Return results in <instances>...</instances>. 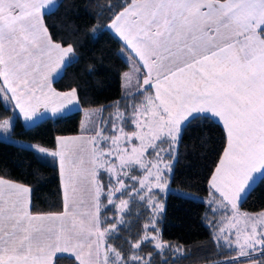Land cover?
Here are the masks:
<instances>
[{
  "label": "snow or ice",
  "instance_id": "obj_1",
  "mask_svg": "<svg viewBox=\"0 0 264 264\" xmlns=\"http://www.w3.org/2000/svg\"><path fill=\"white\" fill-rule=\"evenodd\" d=\"M51 3L0 0V104L13 113L0 114L6 139L21 114L32 124L49 111L56 117L78 108L77 88L51 86L75 55L44 24ZM106 8V27L122 42L121 55L131 56L122 75L126 102L109 106L114 112L101 107L97 119L89 114L84 134L58 137L56 149L29 145L59 159L61 210L34 211L30 187L0 179V264H55L64 253L78 264H152L166 250L183 254L155 234L164 211L157 195L169 191L184 133L202 123L220 124L224 133L209 180L213 216V203L235 210L264 181V0H115ZM117 199L121 218L109 226L101 213ZM136 203L151 212L149 223L134 238L121 237ZM212 227L213 242L237 253L222 264L264 257V213L233 212Z\"/></svg>",
  "mask_w": 264,
  "mask_h": 264
},
{
  "label": "trees",
  "instance_id": "obj_2",
  "mask_svg": "<svg viewBox=\"0 0 264 264\" xmlns=\"http://www.w3.org/2000/svg\"><path fill=\"white\" fill-rule=\"evenodd\" d=\"M115 0H59L56 8L44 16V22L54 42L62 46L72 44L75 55L72 65L53 82L56 90L64 92L78 90V100L83 109L105 107L125 102L122 75L132 66L131 56L121 55L122 42L106 27L112 13L106 6ZM95 29V31H93ZM0 114L5 118L13 115L0 104ZM82 111L44 119L26 127L20 117L15 120L11 136L38 144L49 150L56 149L60 136L80 133ZM224 146L222 126L215 122L202 123L189 128L183 135L178 150L171 186L210 200V177L221 157ZM0 178L8 179L32 189L31 200L34 211L49 212L62 209V185L58 159L43 156L32 148L0 138ZM103 179H107L106 175ZM241 203L240 209L258 213L264 211V181L261 179ZM176 192L158 194L164 203V212L156 218L155 226L160 240L168 245L180 247L183 254L167 251V256H153L152 264H222L236 256L213 242V231L207 224L210 213L205 200L180 197ZM128 199V197H124ZM120 202L119 199L115 203ZM106 204V201L104 202ZM117 206V205H116ZM116 206L107 205L102 210V220H119L121 213ZM151 212L139 203L130 204L124 215L126 223L120 230L121 237L134 238L149 223ZM150 235L153 233H149ZM122 244V240L116 241ZM152 250L145 245L143 254ZM264 260L260 254H254ZM55 264H77L70 257H59Z\"/></svg>",
  "mask_w": 264,
  "mask_h": 264
},
{
  "label": "crops",
  "instance_id": "obj_3",
  "mask_svg": "<svg viewBox=\"0 0 264 264\" xmlns=\"http://www.w3.org/2000/svg\"><path fill=\"white\" fill-rule=\"evenodd\" d=\"M59 0H52V3L50 5H48L47 9H46V13L54 10L58 4ZM45 24V22H44ZM46 26V25H45ZM112 33H114V30H111ZM63 73V72H62ZM62 73H60L59 75H56L54 74V78L52 80V88H54L53 86V82L59 78ZM122 88H123V80H122ZM55 91L57 92H61V91H58L55 89ZM70 91V90H69ZM64 92H68V91H64ZM123 93H124V97H125V92L123 90ZM69 107H72L71 105ZM101 107H98V108H88V109H83L79 103V100H78V108H73L72 111H65L64 114H68V113H73V112H77V111H82V120H83V116L85 114H94L95 115V112L97 110H99ZM43 111V110H42ZM20 119L22 120V122L24 123V125L26 127H31V126H34L35 124L39 123L40 121L44 120V119H47V118H51L53 117L51 112H47L45 113L42 117L36 119L35 123H32V124H27L24 119H23V116L22 114L19 116ZM82 124V123H81ZM84 132H83V129L82 127H80V133L78 134H74V135H67V136H60V137H74V136H79V135H83ZM0 138H3V139H6L5 137H0ZM18 144H21V143H18ZM21 145H24V144H21ZM56 147H57V142H56ZM58 159V158H57ZM58 167H59V159H58ZM59 173H60V181H61V185H62V189H63V178H62V174H61V170H60V167H59ZM0 179H4V178H0ZM5 180H8V179H5ZM260 179H257L256 180V183L252 185V188L257 184V182L259 181ZM8 181H11V180H8ZM14 182V181H12ZM17 183V182H15ZM20 184V183H19ZM210 197V200L211 201L213 199L212 196H209ZM217 197H218V194H217ZM208 199V198H207ZM243 201V200H242ZM242 201H239L237 203V209L233 210L231 208V206H228V207H224L223 205L219 204V203H213L211 205L212 208H214L216 210V214L215 216H213V213L210 211L209 215H208V219H207V224L210 226L211 230L213 231V234L215 233L216 229L214 227H212V222L213 221H219L221 220L222 218H225L226 216H231L233 214V212H238L240 214H250V215H257V214H260V213H264V211H261V212H258V213H251V212H247V211H244L242 209H240V205L242 203ZM209 203V202H208ZM255 254H258L255 253ZM237 255V254H236ZM59 257H62V256H65V257H70L72 259H74V257H72V254L71 253H64V254H58ZM75 260V259H74ZM56 262V261H55ZM76 263L78 264V262L76 261ZM259 264V263H258Z\"/></svg>",
  "mask_w": 264,
  "mask_h": 264
},
{
  "label": "rangeland",
  "instance_id": "obj_4",
  "mask_svg": "<svg viewBox=\"0 0 264 264\" xmlns=\"http://www.w3.org/2000/svg\"><path fill=\"white\" fill-rule=\"evenodd\" d=\"M129 71V70H128ZM132 83L133 84H135V78L133 77L132 78ZM123 90H124V87H123ZM126 102V101H125ZM124 102V103H125ZM124 105V104H123ZM123 105H122V107H123ZM109 111H112V112H114L115 110H109ZM105 115H107V113H105ZM10 117H12V116H10ZM10 117H7V118H10ZM91 118L92 119H97V117L93 114L92 116H91ZM89 121V114H85L84 116H83V120H82V124L83 123H86V122H88ZM81 124V125H82ZM0 137H4V134L3 133H0ZM5 140H7V141H10V142H12V143H15V144H18V143H21V144H24V145H22V146H26V147H29V145H38V144H32V143H29V142H25V141H22V140H18L17 138H15V137H13V136H11V138L10 139H5ZM40 146V145H39ZM106 180L107 179H104V181L106 182ZM177 191H179V192H181V193H187L188 195V197H192V198H195V199H198V200H205V201H207V202H209V199H207L205 196H200V195H197V194H193V193H191V192H188V191H186V190H183V189H179V188H175V187H172L171 186V184H170V188H169V191H167V192H165V193H161V194H164V195H167L168 193H170V192H177ZM157 197H158V195H157ZM158 199V198H157ZM159 200V199H158ZM160 202L161 203H163L161 200H160ZM164 204V203H163ZM209 204V203H208ZM115 205H117L116 206V209H119V205H120V202H116L115 203ZM164 212V211H163ZM163 212L162 213H159L160 214V216L163 214ZM158 214V215H159ZM157 215V216H158ZM227 249V248H226ZM227 251H232V250H229V249H227ZM234 253L235 254H237L235 251H234Z\"/></svg>",
  "mask_w": 264,
  "mask_h": 264
}]
</instances>
